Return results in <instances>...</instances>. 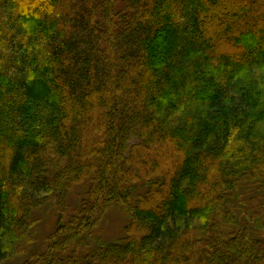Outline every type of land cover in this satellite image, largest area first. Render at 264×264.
<instances>
[{"label":"trees","instance_id":"16d2710c","mask_svg":"<svg viewBox=\"0 0 264 264\" xmlns=\"http://www.w3.org/2000/svg\"><path fill=\"white\" fill-rule=\"evenodd\" d=\"M255 72L264 0H0V264H264Z\"/></svg>","mask_w":264,"mask_h":264},{"label":"rangeland","instance_id":"374dc122","mask_svg":"<svg viewBox=\"0 0 264 264\" xmlns=\"http://www.w3.org/2000/svg\"><path fill=\"white\" fill-rule=\"evenodd\" d=\"M256 78L257 80H260L261 78L264 79V73L262 72H255V74H253V76ZM231 98V101L233 102H237L238 103V94L233 92V94L229 95ZM81 189L82 187L77 186L75 189H73L71 191V193L69 194L68 199L69 203L72 206H75L74 204H78V198L80 199V197L78 196V193L81 194ZM253 200V199H252ZM254 201V200H253ZM247 205V204H246ZM246 205L243 204V207H246ZM252 207L253 208H258V204L257 202H253L252 203ZM44 217V216H43ZM52 218H49L48 216L44 217V222L42 223V225H40V227L37 229L36 234H38L39 238H37V244H39L40 242H43V239H45L43 237V235L49 231L52 226L54 225V223H52ZM125 223V217L123 216V212L119 209H117V207H110L108 209V211L105 213L103 219L100 221V223L97 225L96 230L94 231V233L92 232L91 234L86 235V239L93 242L94 239L97 238H101L104 240H110V241H114L116 240L115 238H117V236L120 235L121 231H122V227ZM41 246V245H40ZM81 249H77L75 251V255H78L80 253ZM77 257V256H76ZM18 263L16 260H11L9 262H7L6 264H16Z\"/></svg>","mask_w":264,"mask_h":264}]
</instances>
